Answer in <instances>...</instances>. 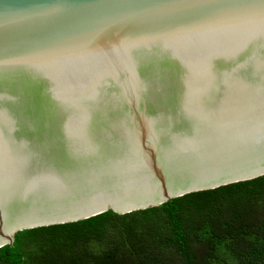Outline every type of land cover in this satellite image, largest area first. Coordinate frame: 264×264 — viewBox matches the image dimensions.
<instances>
[{
  "label": "water",
  "instance_id": "95a60500",
  "mask_svg": "<svg viewBox=\"0 0 264 264\" xmlns=\"http://www.w3.org/2000/svg\"><path fill=\"white\" fill-rule=\"evenodd\" d=\"M264 175V0H0V247Z\"/></svg>",
  "mask_w": 264,
  "mask_h": 264
},
{
  "label": "trees",
  "instance_id": "16d2710c",
  "mask_svg": "<svg viewBox=\"0 0 264 264\" xmlns=\"http://www.w3.org/2000/svg\"><path fill=\"white\" fill-rule=\"evenodd\" d=\"M0 264H264V175L19 231Z\"/></svg>",
  "mask_w": 264,
  "mask_h": 264
}]
</instances>
